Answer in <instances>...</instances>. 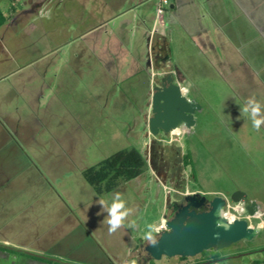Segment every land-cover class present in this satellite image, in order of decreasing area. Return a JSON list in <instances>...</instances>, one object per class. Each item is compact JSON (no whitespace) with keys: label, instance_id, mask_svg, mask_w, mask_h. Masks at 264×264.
I'll return each mask as SVG.
<instances>
[{"label":"rangeland","instance_id":"374dc122","mask_svg":"<svg viewBox=\"0 0 264 264\" xmlns=\"http://www.w3.org/2000/svg\"><path fill=\"white\" fill-rule=\"evenodd\" d=\"M138 1L0 0L8 17L0 28V117H11L8 126L18 132L27 155L19 159V180L29 179L27 192L7 194L0 247L42 258L0 249V264H139L148 246L147 225H161L168 199L194 191L227 198L231 218L258 227L253 240L222 250L227 260L213 264H252L264 256L256 252L264 249V163L228 131L243 116L247 98L264 104V69L257 76L233 49L225 53L216 34L210 35L215 50L205 42L202 28L214 27L210 0H153L132 11ZM145 9L152 19L163 14L175 81L188 88L196 105L193 124L177 135L154 138L149 131L150 90L158 75L151 77L147 69L148 42L140 25ZM246 25L252 32L250 22ZM24 132L29 139L22 138ZM152 145L155 152H179L177 183L165 182L164 171L155 169ZM131 148L144 155V173L97 194L84 171ZM184 155L192 165L185 167ZM239 191L257 209L256 221L241 215ZM117 192L132 213L109 234L107 212L98 201L111 202ZM131 220L135 229L127 227ZM245 253L250 254L234 257ZM200 259L201 254L162 258L155 264Z\"/></svg>","mask_w":264,"mask_h":264},{"label":"crops","instance_id":"0c3cea01","mask_svg":"<svg viewBox=\"0 0 264 264\" xmlns=\"http://www.w3.org/2000/svg\"><path fill=\"white\" fill-rule=\"evenodd\" d=\"M152 1L153 0H139L135 3L132 11L143 10L144 7L149 6ZM210 4V17L213 20L212 25L214 27L211 30L204 27L202 28V35L205 37V42L210 45V48L215 50L216 46L211 41L210 35L212 33L216 34L221 46H224L223 50L225 53L228 49H233L236 54L239 55L240 59L243 60V63H246L251 68L253 73H256L257 76H262L264 69V0H231L229 6L226 5L227 3L224 0H210ZM158 7L161 6L159 5ZM176 8L177 5L172 6V9L177 10ZM150 16L151 14H149V11L145 9L140 23L141 30L148 42V52L146 56V60L148 61V73H151V77L165 72L175 76L171 46L164 28L165 23L163 14L158 12L154 19ZM248 22H250L253 28H251L252 32H249L250 27L246 25ZM128 24L129 22L127 25ZM156 35L164 36L167 40L166 53L168 61L166 62V66H163L164 69L162 67L160 68V65H156L153 53L151 54V43ZM1 41L2 39H0V42ZM115 56L117 57L119 55ZM136 61L138 60L136 59ZM188 95L189 93L187 92L186 96L189 98ZM10 119L11 117H5V120H2L0 117V212L7 211L4 203L10 200L7 196L9 192H15L19 188L24 192L29 190V179L27 180L25 178L23 181L19 180V174L22 170L17 166L23 165L19 159L22 154L26 155V152L18 139V132H13L8 126V121L11 123ZM228 126L229 125L226 127L228 128ZM228 131L236 137L239 147L247 150L250 156H261L264 163L263 126L261 130L257 132L253 129L250 119L246 116H240L237 117L235 126L229 128ZM22 135H24L22 138L29 139V134L27 132H24ZM19 195L21 194L19 193ZM27 202L28 201L25 202L26 206L23 210L27 212L26 214H29V203ZM257 213L258 211L256 209V214ZM256 214L253 216L254 221L257 219Z\"/></svg>","mask_w":264,"mask_h":264},{"label":"water","instance_id":"95a60500","mask_svg":"<svg viewBox=\"0 0 264 264\" xmlns=\"http://www.w3.org/2000/svg\"><path fill=\"white\" fill-rule=\"evenodd\" d=\"M180 89L181 85L175 82L171 73L162 75L160 85L154 88L151 98L153 115L148 121L149 131L154 138L161 132L165 136L172 135L175 131L180 133L193 124L196 105L186 95L182 96ZM187 200L190 201L188 205L178 206L171 217L165 218L168 230L158 234V245L147 247L155 260H161L164 256L195 257L210 248L225 250L238 242L251 241L257 235L258 229L250 228L247 221L231 218L227 214V198L216 196L209 200L197 193L187 197ZM235 202L239 204L241 215L256 214V208L243 192H238ZM202 206H207L208 210L198 212L197 209ZM191 207L194 209L191 210ZM4 248L16 250L6 246ZM248 254L250 253L234 257ZM223 260L227 259L221 261Z\"/></svg>","mask_w":264,"mask_h":264},{"label":"trees","instance_id":"16d2710c","mask_svg":"<svg viewBox=\"0 0 264 264\" xmlns=\"http://www.w3.org/2000/svg\"><path fill=\"white\" fill-rule=\"evenodd\" d=\"M7 21L8 17L0 8V28L5 25ZM183 162L185 167L193 164L192 158L190 162V155H184ZM146 165L147 161L138 149H124L111 155L98 165L88 168L84 171L83 177L97 194L101 195L115 190L119 186L120 181L129 182L139 178L144 173ZM192 171H194V169H192ZM0 249L17 255L42 259L37 256L26 255L2 247H0ZM221 251L222 250H214L210 248L206 249L201 255L208 260H218L222 258V255H220ZM261 251L263 252L264 249ZM180 258L184 259L185 257ZM252 262V264H264V256L261 259H256ZM207 264H213V262Z\"/></svg>","mask_w":264,"mask_h":264},{"label":"flooded vegetation","instance_id":"af4514ba","mask_svg":"<svg viewBox=\"0 0 264 264\" xmlns=\"http://www.w3.org/2000/svg\"><path fill=\"white\" fill-rule=\"evenodd\" d=\"M151 44H152L151 45V54L153 53L156 65L157 66L160 65V68L162 67L164 69L163 66H166V62L168 61V57H167V53H166V49H167L166 37L156 35L154 40H152ZM167 73L168 72H165V73L159 74L158 76L154 77V85H153V89L151 90L152 94H153L154 88L160 85L161 76L165 75ZM151 98H152V95H151ZM150 107H151L150 110H151V116H152L153 115L152 114V102L150 104ZM161 134H162V136H165L163 132H161ZM158 140L159 139H157V141ZM157 141H154L155 146L157 144ZM153 147H154V145H152V153H153L154 165H156L155 169L158 171H161V170L164 171V173L166 174L164 177L167 179V180H165V182H168V183L176 182L177 183V178H179L180 173H181L180 163H179L180 162L179 161V159H180L179 152L176 150V153H172L169 150H167L166 148H160V151L155 152ZM156 148H157V146H156ZM165 182H163V183H165ZM178 187H181V186H178ZM197 193H200V192L194 191L191 193H180L179 195H176V198H174L172 200L168 199L166 201V208H165L166 217H171L174 214V212L178 206L188 205L190 203V201L187 200V197H190V196L195 195ZM200 194L202 196H206L207 199H209V200L214 198V197H209L205 193H200ZM193 209L194 208L191 207V210H193ZM207 210H208L207 206H202L199 209H197L198 212L207 211ZM147 247H146V255L142 256L141 260H139V264H155L156 260L154 258H152V256L149 254V252L147 251ZM163 258H169V257L164 256ZM225 258L226 257H222L218 260H208V259H206V257H203V259H200L198 261H194L191 264H207L209 262L214 263L217 261H221L222 259H225Z\"/></svg>","mask_w":264,"mask_h":264},{"label":"clouds","instance_id":"9594fccd","mask_svg":"<svg viewBox=\"0 0 264 264\" xmlns=\"http://www.w3.org/2000/svg\"><path fill=\"white\" fill-rule=\"evenodd\" d=\"M180 90L182 96L188 92V89L183 86H181ZM240 115L250 119L253 129L257 132L264 126V104L258 101L255 96L246 99L243 107L240 109ZM183 126L186 127V125ZM98 204L101 206V210L107 212V217L104 219V222L108 225L109 234H114L121 227H124L125 222L132 213V209L126 206V201L119 192L112 195L111 202L100 198ZM127 227L135 229L137 227L136 221H128ZM163 227V225L159 227L153 224L147 225L143 239L149 246L156 247L158 245V234L162 231ZM125 264H129V262L125 261ZM131 264H135V261H132Z\"/></svg>","mask_w":264,"mask_h":264},{"label":"built area","instance_id":"2783aa9c","mask_svg":"<svg viewBox=\"0 0 264 264\" xmlns=\"http://www.w3.org/2000/svg\"><path fill=\"white\" fill-rule=\"evenodd\" d=\"M161 225L164 226L161 232H163V231H167V230H168V228H167V226H166V220H164V221L161 223ZM161 225H160V226H161ZM161 232H160V233H161ZM160 233H159V234H160Z\"/></svg>","mask_w":264,"mask_h":264},{"label":"bare ground","instance_id":"6f19581e","mask_svg":"<svg viewBox=\"0 0 264 264\" xmlns=\"http://www.w3.org/2000/svg\"><path fill=\"white\" fill-rule=\"evenodd\" d=\"M174 134H178L179 133V131H175V132H173Z\"/></svg>","mask_w":264,"mask_h":264}]
</instances>
